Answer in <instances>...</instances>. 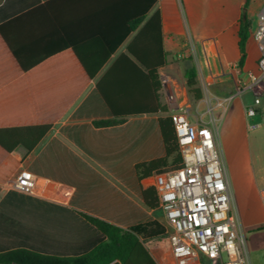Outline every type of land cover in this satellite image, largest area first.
<instances>
[{"label": "crops", "instance_id": "crops-1", "mask_svg": "<svg viewBox=\"0 0 264 264\" xmlns=\"http://www.w3.org/2000/svg\"><path fill=\"white\" fill-rule=\"evenodd\" d=\"M129 1L0 0V137L51 126L31 151L0 145V252L78 257L105 240L82 213L123 229L157 218L143 196L154 176L140 181L136 165L166 155L159 119L167 115H130L119 125H93L114 118L97 86L105 75L110 73V83L135 86L131 79L137 72L130 64L114 66L143 27L120 41L128 28ZM245 1L185 0L183 16L184 0H158L147 19L161 14L169 56L160 71L185 74L186 66H175L171 57L195 44L205 86L238 92L261 56L257 21L248 11L255 5L260 15L264 0H251L247 13L255 25L246 62L238 67ZM81 58L92 70L101 64L94 77ZM133 92L136 99L126 101L144 106L148 92ZM233 149L230 162L237 159ZM23 170L35 178L32 193L13 187Z\"/></svg>", "mask_w": 264, "mask_h": 264}, {"label": "built area", "instance_id": "built-area-1", "mask_svg": "<svg viewBox=\"0 0 264 264\" xmlns=\"http://www.w3.org/2000/svg\"><path fill=\"white\" fill-rule=\"evenodd\" d=\"M255 39L260 50L257 71L238 89L249 92L254 104L245 106L246 120L257 116L264 96V11L259 15ZM166 115L174 124L182 163L154 175L160 210L169 235V253L174 264H250L247 240L241 235L240 215L234 209L229 178L218 149V133L213 111L233 101L219 98L206 113L193 114L185 87L159 72ZM208 114L209 119L204 116ZM248 127L250 125L248 124ZM15 190L32 193L36 188L30 171L23 170L14 181ZM264 206V187L259 190Z\"/></svg>", "mask_w": 264, "mask_h": 264}, {"label": "trees", "instance_id": "trees-1", "mask_svg": "<svg viewBox=\"0 0 264 264\" xmlns=\"http://www.w3.org/2000/svg\"><path fill=\"white\" fill-rule=\"evenodd\" d=\"M157 1H129L128 28L120 41H124L130 33L136 31L141 25L143 27L129 44L127 53L122 54L114 66L116 68L123 62L130 64L137 72L133 75V80L131 79L135 86L117 85L115 81L110 83L112 80L110 73L101 79L97 85L98 90L112 110L114 118L94 121L93 125L97 128L119 125L124 123L130 115L167 113V108L162 99V84L159 74L160 69L168 64L169 56L164 46L161 14L157 11L150 19H147L149 11ZM250 1H245L243 14L239 21L237 34L240 54L239 68H242L246 62L247 44L250 34L254 30L253 21L247 13ZM81 61L90 77H94L101 67L100 64L92 70L82 58ZM184 76L190 98L194 102L200 101L203 98V91L198 87L196 66L186 67ZM137 90L148 92V101L144 103V106H141L140 103H133L135 101H126L130 97L136 99L137 95L133 91ZM159 122L166 155L159 159L137 164L136 171L140 181L167 169L177 168L182 163L172 119L169 116H163L160 117ZM50 127V125H44L12 130L10 135L0 137V145L9 151L19 145L31 151L49 131ZM143 196L146 206L157 214L160 206L155 186L144 189ZM81 215L105 236V240L88 253L67 258L45 255L27 249H15L0 252V264H158L151 253V249L156 247L170 249L169 235L164 223L160 222L158 216L151 222L123 229L93 216L83 213ZM204 264H210V261L205 259Z\"/></svg>", "mask_w": 264, "mask_h": 264}, {"label": "rangeland", "instance_id": "rangeland-1", "mask_svg": "<svg viewBox=\"0 0 264 264\" xmlns=\"http://www.w3.org/2000/svg\"><path fill=\"white\" fill-rule=\"evenodd\" d=\"M185 8L187 5L184 0L183 16H187ZM248 13L255 21L258 20L259 14L257 16L255 5L250 7ZM171 60L175 66L194 65L197 68L199 56L196 45L190 46L187 51L183 49L179 54L172 56ZM169 76L176 79L188 92L184 74H170ZM198 87L203 91V98L194 102L189 96L193 114L196 117H199L197 112L206 113L219 98L233 95V101L229 105L226 104L225 109L219 107L213 111V118L217 124L218 149L229 178L230 190L234 197V209L240 215L241 235L247 240L249 263L264 264V206L259 195L260 188L264 187V96L257 116L246 120L245 106L254 104L251 93L245 92L242 95L233 89L219 91L213 86L207 87L201 76H198ZM204 119L208 120L209 115L206 114ZM235 145L236 148H234ZM232 149L237 158L234 162H230L229 159ZM157 214L160 222L165 223L162 211L158 210ZM151 253L161 264H174L169 250L165 247L153 248ZM210 264L220 263L210 262Z\"/></svg>", "mask_w": 264, "mask_h": 264}]
</instances>
